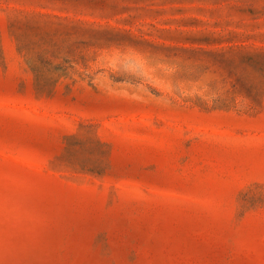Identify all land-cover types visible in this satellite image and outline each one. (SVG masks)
<instances>
[{"label":"rangeland","instance_id":"374dc122","mask_svg":"<svg viewBox=\"0 0 264 264\" xmlns=\"http://www.w3.org/2000/svg\"><path fill=\"white\" fill-rule=\"evenodd\" d=\"M0 264H264V0H0Z\"/></svg>","mask_w":264,"mask_h":264}]
</instances>
